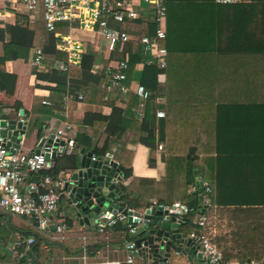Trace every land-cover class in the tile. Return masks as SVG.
I'll list each match as a JSON object with an SVG mask.
<instances>
[{"label": "trees", "instance_id": "1", "mask_svg": "<svg viewBox=\"0 0 264 264\" xmlns=\"http://www.w3.org/2000/svg\"><path fill=\"white\" fill-rule=\"evenodd\" d=\"M168 8L166 81H158L160 69L156 65L145 63L141 71L137 70L150 55L144 53L139 42L128 43L126 48L131 52V63L123 81L129 87L127 105L125 108L114 105L109 116L87 113L82 123L90 129L77 135L76 148L90 151L98 148L99 153L92 151L97 156H104L116 148L118 152H114V156L120 162L124 182L133 176L134 154L128 144L147 145L150 165L156 164L157 151L161 150L164 175L160 179L135 177L125 186L122 183L118 206H127L125 201L129 193L137 199H155L158 205L164 206H173L181 200L189 207L183 213V232L190 234L195 230L212 237L208 227L195 224L203 213L205 196L218 206H257L254 215H262L264 209V2L221 4L216 0H168ZM34 19L20 14L16 23H8L2 29L7 39L0 43L3 67L0 89H3L1 84L15 78L5 69L6 62L15 54L16 58L30 60L31 50L41 47L47 58H66L64 52L56 49L57 36L46 28L44 15L41 21ZM123 27L141 35L153 34L156 28L145 18ZM69 28L68 22L57 23V30L67 32ZM114 57L119 58L121 54ZM96 58L94 49H89L82 63L71 64L68 72L54 69L36 73L40 78L47 74L49 80L56 83L51 87L55 92H65L75 84L96 87V83L87 81L83 75V71L94 67ZM105 69L100 74L108 81L111 74ZM73 71L80 75L70 83ZM135 79L153 92V98L143 107L133 85ZM117 92L120 91L114 89L111 94L117 96ZM88 97L87 94L86 100ZM157 98L165 102L160 104ZM159 108L165 109V117H157ZM137 111H142L141 119ZM99 124L105 125V131L95 146L94 126ZM128 129L127 142L115 137ZM70 156L64 154L60 158L54 169L56 173L60 172L61 160ZM77 164L78 161L73 160L68 168ZM48 172L43 171L44 174ZM199 177L211 185L210 192L200 189ZM193 185L197 188L195 191L191 190ZM35 238L31 246L39 257L45 237L39 240L38 234ZM56 240L63 241L59 237ZM212 241L223 251L225 259L234 258L231 250L221 246L217 238ZM20 250L32 256L26 243ZM84 253L81 245L69 247L67 252L76 256L70 262L81 261L79 255ZM250 255L261 259L264 253ZM21 262L28 264L25 257ZM31 264H37L34 257ZM169 264H186V260L174 255Z\"/></svg>", "mask_w": 264, "mask_h": 264}, {"label": "built area", "instance_id": "2", "mask_svg": "<svg viewBox=\"0 0 264 264\" xmlns=\"http://www.w3.org/2000/svg\"><path fill=\"white\" fill-rule=\"evenodd\" d=\"M246 1L253 0H216L221 4ZM21 8L33 12L43 9L46 28L55 32L58 39L57 47L68 53L67 60L59 59L51 62V66L57 70L68 72L71 64L80 65L82 63L87 45L86 39L79 34L83 32L94 35L96 43L103 42L104 47L110 53L117 52L121 54V57H114V60H112L115 65L113 70H110L111 76L107 81V87L110 91L114 89L124 93L129 91L123 81L128 76L131 63V52L126 48V45L130 42H139L143 46L144 53L150 55L146 63L158 66L160 81L165 78V69L168 65V49L163 43L168 37V0H3L0 18L10 13L11 10ZM141 18H145L155 25V33L141 35L123 27L129 22ZM59 22H69L71 24L70 31L68 33L58 31L57 23ZM32 64L37 68L50 66L43 48L38 47L35 49ZM136 93L142 99L141 107L145 106L147 100L153 98V92L142 83L137 85ZM65 98L67 99L68 95ZM157 102L163 104L164 101L162 98H157ZM45 103L51 105L50 100L45 101ZM156 114L157 117H165L166 111L159 108ZM136 115L140 119L143 117L142 111H137ZM21 120L25 121L24 119ZM55 133L56 137L64 139L66 145H69V151L76 148V140L70 136L67 127L56 129ZM20 135V130L16 135L0 133V210L28 218L42 232L54 231L57 233V238L64 240L73 227V220L70 217L60 215L62 198L69 197L71 194V190L66 187L67 178L54 171L52 163L56 157L53 156V148L42 147L31 153L26 152L23 148V136ZM115 151L116 148L113 152L100 157L109 167L116 165L118 179L122 174L120 162L114 156ZM93 159L97 160L99 158L96 156ZM46 170L50 172L44 174L43 171ZM33 174L34 178H32ZM122 180L123 178L117 180L116 183L122 185ZM200 181H202V185H199L200 189L204 192H210L211 185L206 181ZM120 188L117 189V193L120 192ZM196 189V186L191 187L192 191ZM154 206H158L157 202H154ZM204 206L203 213L195 221V224L206 228L209 218L208 213L213 206L209 196H205ZM165 207L170 210L180 209L182 213L177 214V220L179 221H182L183 213H186L189 209L181 202ZM128 217L130 219L127 228L128 233L130 236L137 237L141 226H146L149 223L146 213L139 214L133 208H122L118 206V201L114 209L102 214L97 223L101 228H106L117 224L120 220L128 219ZM187 238L192 239V245L213 264H264V258L243 261L225 259L223 251L212 241L209 234L194 230ZM135 239L131 237L126 240L127 253L124 260H91L84 247L85 253L81 261L65 262L64 264H134L136 259L143 255V250L137 246ZM35 241L34 236H17L11 248L16 263H20L23 257L29 263L33 262V255H29L27 251L22 252L20 248L26 243L27 250H29Z\"/></svg>", "mask_w": 264, "mask_h": 264}, {"label": "crops", "instance_id": "3", "mask_svg": "<svg viewBox=\"0 0 264 264\" xmlns=\"http://www.w3.org/2000/svg\"><path fill=\"white\" fill-rule=\"evenodd\" d=\"M253 1L264 2V0ZM2 7L3 0H0V9H2ZM20 14L35 17L34 20L41 21L43 19L42 8L40 11L36 12L29 11L26 8L11 10L10 13L0 18V43L7 39L6 34L2 31V29L8 23H16ZM69 25L70 31L71 24L69 23ZM42 29L45 30L44 26ZM69 31L65 32L61 30L60 32L68 33ZM79 34L87 41L85 54L89 51V49H94L97 54V60L94 67L90 71H83V75L87 81H93L97 84L96 87L75 84L69 87L65 92H55L52 91L51 87L54 88L56 83L50 81L47 74L44 77L41 76L43 78L38 76L36 71L47 73L48 71L55 69L51 66L52 61L68 59V53L57 47L58 39L56 42V49L66 54L65 59H50L46 57L50 66L37 68L32 64L35 51L32 49L29 56L30 60L16 58L15 54L14 58L7 61L5 64L6 71L14 74L15 78L12 82H5L4 84H1L3 89H0V121L3 119H24L25 121H28L25 132L22 135L23 148L26 152L31 153L39 149L41 139L44 136L50 135V133H55L56 129L59 128L67 127L70 136L76 140L79 133L90 129V126H86L82 123V119L87 113L94 112L97 115L109 116L112 113L114 105L122 108H125L127 105L128 93H124L119 90L120 92H117L118 95L113 96L111 94L112 91H110L107 87V78L101 77L100 74V71L105 68L106 72L111 74L110 70H113V66L115 65L112 60H114V55L118 53H110L108 49L104 47L103 42L100 44L96 43L94 35L92 34L83 32H80ZM168 39L169 38L167 37L165 41L167 48ZM1 52L2 49H0V53ZM145 63L146 61H142L136 69L141 71L144 68ZM2 69L3 67L0 64V72ZM79 75V73H74L73 71L71 76H69V82L72 83V79L79 77ZM166 79V72L163 81H160L158 77V81L160 83L165 82ZM133 83L136 90V87L139 84L138 80L135 79ZM88 88L90 90L86 92L85 90ZM87 94L89 97L86 100L85 97ZM67 95L68 98L66 99L65 97ZM47 100L51 101V105L45 103ZM162 100L165 102L163 98ZM104 131L105 125L102 126L99 124L98 126H94L95 134L93 132V135L95 146ZM115 137L119 138L122 142H127L130 137V130H125L123 133L118 132ZM68 147L69 145L67 144L65 146V151L59 152L57 155L58 158L52 163L53 168L55 169L58 165V161L62 156H64V154L71 155L70 158L61 160V163H63L61 164L59 174L66 178L71 171L68 167L71 166L72 161L77 160L80 165L83 159L81 149L73 148L72 151H69ZM128 149L134 154L132 161L133 176L126 179L125 182L122 180L124 186L128 185L135 177L160 179L164 175L165 162L162 159L161 150L157 151L156 164L150 165V148L147 145L139 142L128 144ZM94 150L97 153L100 151L98 148ZM117 152L118 151H115V154ZM198 180H202V178L199 177ZM118 201L120 202V200ZM125 202L127 205L125 208H133L136 213L143 214L146 213L148 208L154 206V202L157 201L155 199L149 200L147 198L137 199L134 195L129 193ZM176 202H181V200H177ZM72 205L73 203L69 197L66 196L62 198L60 204V215H66L73 220L72 230L67 234V238L63 241L56 240L57 233L54 231L49 233L42 232L36 227L35 223L28 218L12 214L11 217H8L5 214L6 212L0 210V239L2 238L3 244L6 246V248L2 250L0 247V264H26L24 262H15L11 254V246L16 241L18 235H23L24 237H36L38 234L39 240L41 237H45V242L41 245L40 256L38 257L35 253L38 257V260H36L37 264H64L65 262H70L76 256H70L67 254V252H69V247L75 248L79 245L83 246V249L84 247L86 248V253L89 255L91 260L94 258H97L96 260H124L127 253L125 248L126 240L131 237L134 239L136 238L135 236H130L128 233L127 228L130 221L129 217L128 219L120 220L113 226L101 228L97 223V221L101 219V215L99 217L94 215L97 217L94 224L91 220L82 224L77 217L73 216L74 214L71 208ZM255 207H240L236 205L218 206L213 204L210 208L207 227L210 229L213 239L217 238L220 241L221 246L229 248V251L231 250L230 252L234 257L233 259H255L256 257H252L250 254L257 252L264 253V209L262 211V215H254ZM182 217L184 218V216ZM183 218L181 219L182 225L184 224ZM10 222H12L13 225H11ZM182 225L180 227V231L183 232V229H181ZM184 234L186 237L189 235L186 233ZM32 248L34 250V247L32 246L30 250H32ZM185 249L187 252H194V250L191 249V246L187 247L185 245ZM52 252L54 254H52ZM195 252L197 253L200 251L196 249ZM174 255L182 256L186 260V264H190L187 254L173 252L172 257ZM33 257L35 258V256ZM172 257H170L169 260L163 264H169ZM142 262L146 264H161L160 261H156L144 255L138 257L134 264H140ZM27 263L31 264L29 262Z\"/></svg>", "mask_w": 264, "mask_h": 264}, {"label": "water", "instance_id": "4", "mask_svg": "<svg viewBox=\"0 0 264 264\" xmlns=\"http://www.w3.org/2000/svg\"><path fill=\"white\" fill-rule=\"evenodd\" d=\"M0 122V128H4L0 129V133L16 135L20 130V136L24 134L28 124V121L21 119H3ZM65 145V140L56 137V133L53 132L41 139L39 148H53V156L57 157L59 152L65 151ZM81 153L83 159L80 165L71 168L67 175L66 187L71 190L69 198L74 205L73 216L82 224L89 220L94 224L97 220L94 215L99 217L106 211H112L121 198V192L117 193L121 185L116 182L121 180L122 176L117 179L116 165L109 167L100 156L99 159L94 160L97 155L92 151L82 148ZM197 184L202 185V181L198 180ZM179 213H182L180 209L170 210L164 205L146 210L149 223L141 226L135 239L137 246L143 250L142 254L160 261L161 264L167 262L173 252L187 254L190 264H213L204 258L202 252L196 253L192 239L187 238L184 232L180 231L182 221L177 220ZM5 214L8 217L12 216L10 213ZM185 245L191 246L194 252H187ZM31 253L38 260L33 248Z\"/></svg>", "mask_w": 264, "mask_h": 264}, {"label": "rangeland", "instance_id": "5", "mask_svg": "<svg viewBox=\"0 0 264 264\" xmlns=\"http://www.w3.org/2000/svg\"><path fill=\"white\" fill-rule=\"evenodd\" d=\"M71 208H72V211H73V210H74V206L72 205ZM0 240H1V242H0L1 250H2V249H5L6 246H5V244H3L2 238H1ZM11 248H12V246H11ZM79 256L82 257L83 255H79ZM177 256H180V255H177ZM92 259H93V258H92ZM96 259H97V258H96ZM96 259L94 258L93 260H96ZM100 260H103V259H100Z\"/></svg>", "mask_w": 264, "mask_h": 264}]
</instances>
